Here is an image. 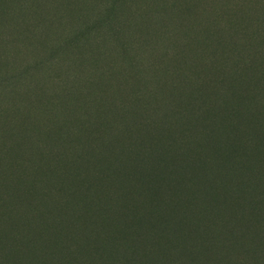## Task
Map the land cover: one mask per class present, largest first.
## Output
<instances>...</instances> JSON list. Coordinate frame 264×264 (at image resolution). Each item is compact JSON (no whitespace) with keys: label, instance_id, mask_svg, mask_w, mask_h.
Returning <instances> with one entry per match:
<instances>
[{"label":"rangeland","instance_id":"obj_1","mask_svg":"<svg viewBox=\"0 0 264 264\" xmlns=\"http://www.w3.org/2000/svg\"><path fill=\"white\" fill-rule=\"evenodd\" d=\"M191 12V20L184 12L164 45L179 47L185 73L200 86L197 54L210 52L212 43L200 36L209 29L204 13L196 7ZM220 23L225 49L215 60L224 63L238 42ZM238 49L245 55L244 42ZM136 74L120 77L106 112L90 114L100 146V152L91 150V163L80 161V147L77 157L66 151L61 159L54 151L36 152L25 175L0 170L1 264H264V201L255 200L264 184L254 192L238 184L232 170L221 171L233 161L216 152L211 135L183 141L186 125L163 120L159 104L151 103L155 74L147 87L139 79L143 74ZM213 76L202 82L210 78L206 86H214ZM80 96L86 97L82 91ZM83 107H77V118L86 114ZM43 128L30 135L41 138ZM252 148L239 152H246L245 173L257 186L264 165H256L259 149Z\"/></svg>","mask_w":264,"mask_h":264},{"label":"trees","instance_id":"obj_2","mask_svg":"<svg viewBox=\"0 0 264 264\" xmlns=\"http://www.w3.org/2000/svg\"><path fill=\"white\" fill-rule=\"evenodd\" d=\"M195 7L209 24L200 36L212 43L210 52L197 54L200 86L185 73L179 47L164 45L184 12L191 20ZM220 22L238 42L228 49L237 54L227 53L224 63L215 60L225 49ZM243 42L245 55L239 56ZM137 72L143 86L155 74L151 103L159 104L163 120L186 125L183 141L211 135L216 152L233 161L221 171L232 170L237 183L254 192L264 184L263 175L252 185L242 159L246 152H239L242 146L259 149L256 165H264V0H0V170L25 175L36 152L54 151L61 159L66 151L77 157L80 147V161L91 163V150L100 152V146L93 130L97 119L91 123L90 114L106 112L120 77L135 78ZM204 75H214V86H206L210 78L202 82ZM83 105L86 114L77 118ZM43 125L41 138L30 135ZM261 192L256 201H264Z\"/></svg>","mask_w":264,"mask_h":264}]
</instances>
